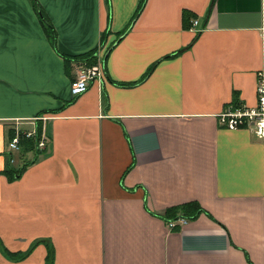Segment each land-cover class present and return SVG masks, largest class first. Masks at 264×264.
Listing matches in <instances>:
<instances>
[{"label":"crops","instance_id":"obj_1","mask_svg":"<svg viewBox=\"0 0 264 264\" xmlns=\"http://www.w3.org/2000/svg\"><path fill=\"white\" fill-rule=\"evenodd\" d=\"M34 1L0 0V264H264V141L218 122L256 104L264 0Z\"/></svg>","mask_w":264,"mask_h":264},{"label":"built area","instance_id":"obj_2","mask_svg":"<svg viewBox=\"0 0 264 264\" xmlns=\"http://www.w3.org/2000/svg\"><path fill=\"white\" fill-rule=\"evenodd\" d=\"M196 23V20L194 21ZM102 75L101 63L82 66L76 73L73 81L70 85L71 95L77 96L88 89L91 82ZM256 104L253 107H247L240 105L234 108H229L219 113L218 122L220 125L229 129H235L240 127H246L253 131L255 136L264 141V73L262 71L257 72L256 78ZM32 134L31 131H27L26 135ZM44 145V140L39 139L38 147ZM8 148L10 151H18V133L8 141ZM182 223H185V219H181ZM169 225H173L170 222Z\"/></svg>","mask_w":264,"mask_h":264},{"label":"trees","instance_id":"obj_3","mask_svg":"<svg viewBox=\"0 0 264 264\" xmlns=\"http://www.w3.org/2000/svg\"><path fill=\"white\" fill-rule=\"evenodd\" d=\"M35 2V7L38 9L37 4H36V0ZM40 11V10H39ZM186 14H183V16ZM40 20L41 23L43 24V27L45 29V31L47 32L48 37L51 39L52 43L55 42V32L54 29L52 27V25L50 24V22L47 20V18H45L42 14H40ZM93 51L89 52L87 54H83L85 55V57H87V60H89L87 62V65H92L94 64V60H93ZM27 131H23L21 130V132L18 133V144H19V156H21L22 154L26 153L27 151H34V153H38L39 149H38V141L40 139V127H37L32 134L30 135H26ZM14 136V133L10 136V139ZM14 158L9 155V161L7 162L6 167L4 168V173L7 174V176H9L10 178L18 175L26 165L29 164V161L21 164L20 166L13 164ZM192 208V216L195 215L200 208H197L196 205L194 203H188L185 207H183V212L186 213V209L185 208ZM172 213V210H169L166 212V214H170ZM165 214V215H166Z\"/></svg>","mask_w":264,"mask_h":264},{"label":"bare ground","instance_id":"obj_4","mask_svg":"<svg viewBox=\"0 0 264 264\" xmlns=\"http://www.w3.org/2000/svg\"><path fill=\"white\" fill-rule=\"evenodd\" d=\"M173 220V219H172Z\"/></svg>","mask_w":264,"mask_h":264}]
</instances>
